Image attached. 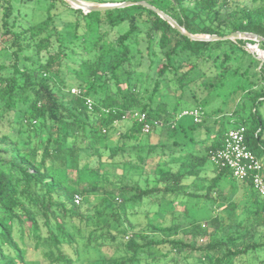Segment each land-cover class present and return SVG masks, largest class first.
<instances>
[{
    "label": "trees",
    "instance_id": "obj_1",
    "mask_svg": "<svg viewBox=\"0 0 264 264\" xmlns=\"http://www.w3.org/2000/svg\"><path fill=\"white\" fill-rule=\"evenodd\" d=\"M145 1L193 34L264 37V0ZM248 43L193 40L140 4L51 0L26 25L0 0V264H155L187 250L264 264V196L211 159L238 126L264 154V60ZM195 109L199 121L182 114Z\"/></svg>",
    "mask_w": 264,
    "mask_h": 264
},
{
    "label": "built area",
    "instance_id": "obj_2",
    "mask_svg": "<svg viewBox=\"0 0 264 264\" xmlns=\"http://www.w3.org/2000/svg\"><path fill=\"white\" fill-rule=\"evenodd\" d=\"M254 43H248V49L253 50L257 57L264 60V49L259 47V43L254 47ZM73 93L80 92L78 87L72 88ZM90 110H93L94 103L92 99L87 100ZM183 115H192L196 121L200 120L199 110H185ZM133 118L144 122L143 130L149 132L150 123L146 121L147 115L142 112H135ZM246 127L238 126L228 130L223 148L212 154V161L220 168H229L233 175L240 179H249L252 182L254 190L264 196V164L262 160L249 148L246 143ZM81 200L80 195H75L76 203Z\"/></svg>",
    "mask_w": 264,
    "mask_h": 264
},
{
    "label": "rangeland",
    "instance_id": "obj_3",
    "mask_svg": "<svg viewBox=\"0 0 264 264\" xmlns=\"http://www.w3.org/2000/svg\"><path fill=\"white\" fill-rule=\"evenodd\" d=\"M51 0H12V3L14 5L16 15L18 16V20L22 24H30L34 22H38L47 13V10L50 6ZM258 112L264 119V102L258 106ZM191 117H187L188 121H191ZM262 141L264 143V131L262 133ZM263 164H264V154H261L258 156ZM155 207V206H154ZM147 209H153V205L146 204L144 206V209H142V212L147 211ZM219 206H215V212H219ZM153 216V212H151ZM151 216V215H150ZM146 223V217L143 215L139 218V222ZM202 222H205V220L201 219ZM187 226H189V223H186ZM187 240L190 242H193L196 245H200L202 243H205V238L202 239L200 236H194L188 234ZM203 256H201L200 252H192L190 250H187L183 255L179 256L178 254H174V256L171 257L169 260H160L159 262L155 264H203V260H201ZM253 262V260L249 261Z\"/></svg>",
    "mask_w": 264,
    "mask_h": 264
},
{
    "label": "water",
    "instance_id": "obj_4",
    "mask_svg": "<svg viewBox=\"0 0 264 264\" xmlns=\"http://www.w3.org/2000/svg\"><path fill=\"white\" fill-rule=\"evenodd\" d=\"M71 6L74 8L82 9L85 13L91 12V11H103V10H109L114 8H120L125 7L129 5H135L140 4L143 6H146L154 11H156L161 17H163L165 20H167L173 27L178 29L183 35L188 36L189 38L193 40H203V41H212V40H237V39H251L256 41V43L253 44L255 47L259 42H264V37L253 33V32H246V31H235L233 33L227 34L225 36H220L216 34H193L188 32L184 27H182L174 18H172L170 15L159 9L158 7L150 4L149 2L145 0H126L122 2H108V3H93L88 2L84 0H66ZM253 52V50H250Z\"/></svg>",
    "mask_w": 264,
    "mask_h": 264
}]
</instances>
